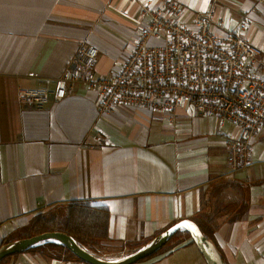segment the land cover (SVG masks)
I'll return each instance as SVG.
<instances>
[{
	"label": "crops",
	"instance_id": "1",
	"mask_svg": "<svg viewBox=\"0 0 264 264\" xmlns=\"http://www.w3.org/2000/svg\"><path fill=\"white\" fill-rule=\"evenodd\" d=\"M175 1L185 24L209 14L218 38H242L264 56V0ZM142 22L133 0H0V248L26 237L39 215L83 203L110 213V239L89 246L111 251L105 259L132 254L180 221L229 213L211 239L225 264H264V131L251 165L228 178L227 143L240 129L190 106L120 105L101 115L99 94L85 86L42 111L19 103V88L47 80L54 88L85 44L98 47V70L109 74L129 41L135 48ZM182 232L179 247L137 264H208ZM63 247L46 243L0 264H87Z\"/></svg>",
	"mask_w": 264,
	"mask_h": 264
},
{
	"label": "built area",
	"instance_id": "2",
	"mask_svg": "<svg viewBox=\"0 0 264 264\" xmlns=\"http://www.w3.org/2000/svg\"><path fill=\"white\" fill-rule=\"evenodd\" d=\"M142 13L135 48L114 74L98 70L101 59L94 45H82L65 72L36 88H19V103L36 110L51 99L63 101L80 86L96 91L99 113H114L128 105L175 113L190 106L199 115L230 122L240 135L228 141V178L252 163L254 139L264 131V56L239 37L218 38L210 29L211 15L197 13L192 25L182 21L175 0L152 5L133 0ZM151 39L161 41L150 44ZM100 143L108 141L98 133Z\"/></svg>",
	"mask_w": 264,
	"mask_h": 264
},
{
	"label": "water",
	"instance_id": "3",
	"mask_svg": "<svg viewBox=\"0 0 264 264\" xmlns=\"http://www.w3.org/2000/svg\"><path fill=\"white\" fill-rule=\"evenodd\" d=\"M182 225H192V227H182ZM180 231H186L190 234L208 264H225L214 243L205 236L200 226L192 220L180 221L147 245L118 260L98 257L78 244L70 235L54 231L37 234L3 245L0 248V263L10 256L25 253L37 246L46 243H56L64 246L70 253L87 264H137L157 254Z\"/></svg>",
	"mask_w": 264,
	"mask_h": 264
},
{
	"label": "trees",
	"instance_id": "4",
	"mask_svg": "<svg viewBox=\"0 0 264 264\" xmlns=\"http://www.w3.org/2000/svg\"><path fill=\"white\" fill-rule=\"evenodd\" d=\"M220 199L225 200V197L221 196ZM62 211L63 212L65 211V213H67V218L64 223H61L59 219L60 213L51 217L47 215H39L35 220L32 228L30 229V233L28 237L37 234H42L45 232H54V231L64 232L70 235L71 237H73L76 240V242L80 244L82 247L87 248L88 251L99 257L96 251L94 250L92 251V248H90L89 246L92 245V243L99 244L101 246L100 241L110 239L109 232H110L111 217L109 211L83 203H71L68 207L64 208ZM229 216L230 214L227 213V216L222 218V220L219 219L209 220L207 218L205 219L204 224L202 223L201 224L197 223V224L200 226L205 236L209 240H211L214 237V234L219 230L222 223L225 220H227ZM182 234H183L182 231L178 232L169 242L173 245V248H177L183 243V241H181L182 238H180V240L178 239L179 237L182 236ZM185 234L190 237L188 233ZM192 242H194V240ZM47 244L55 245L56 243H47ZM56 246L62 247V245L59 244H56ZM142 247L143 246L141 247L134 246L132 249H134L133 251L135 252ZM163 249L160 250L155 255L161 253ZM68 253L70 252L68 251Z\"/></svg>",
	"mask_w": 264,
	"mask_h": 264
},
{
	"label": "rangeland",
	"instance_id": "5",
	"mask_svg": "<svg viewBox=\"0 0 264 264\" xmlns=\"http://www.w3.org/2000/svg\"><path fill=\"white\" fill-rule=\"evenodd\" d=\"M98 48V47H97ZM133 50V47H132V43L129 41V47L125 48L123 50V52H121L119 54V56L117 57V59L115 60L116 61V64L114 66L111 67L110 71H109V74H104V75H111V74H114L116 73L122 66L123 64L126 62V57L127 55ZM101 53V52H100ZM66 218H67V213H65V211H61L60 214H59V219L61 221V223H64L66 221ZM22 236H26L24 238H27L29 236L28 233H23ZM23 238V239H24ZM20 240V239H18ZM16 240V241H18ZM14 242V241H13ZM172 244L169 243L166 247H169L171 246ZM96 252H97V255H99V257H103V258H112V256L114 255H109L108 253H111V251H109L107 248H102V249H98L96 247ZM111 260V259H110Z\"/></svg>",
	"mask_w": 264,
	"mask_h": 264
},
{
	"label": "snow or ice",
	"instance_id": "6",
	"mask_svg": "<svg viewBox=\"0 0 264 264\" xmlns=\"http://www.w3.org/2000/svg\"><path fill=\"white\" fill-rule=\"evenodd\" d=\"M182 227H192V225H182Z\"/></svg>",
	"mask_w": 264,
	"mask_h": 264
}]
</instances>
